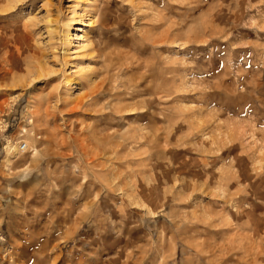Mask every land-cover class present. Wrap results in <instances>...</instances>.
Instances as JSON below:
<instances>
[{
  "label": "rangeland",
  "instance_id": "374dc122",
  "mask_svg": "<svg viewBox=\"0 0 264 264\" xmlns=\"http://www.w3.org/2000/svg\"><path fill=\"white\" fill-rule=\"evenodd\" d=\"M0 264H264V0H0Z\"/></svg>",
  "mask_w": 264,
  "mask_h": 264
},
{
  "label": "built area",
  "instance_id": "2783aa9c",
  "mask_svg": "<svg viewBox=\"0 0 264 264\" xmlns=\"http://www.w3.org/2000/svg\"><path fill=\"white\" fill-rule=\"evenodd\" d=\"M25 148H26L25 144H21V145L19 146V150H20V151H24ZM1 240H3V238H1ZM2 242H3V241H2Z\"/></svg>",
  "mask_w": 264,
  "mask_h": 264
},
{
  "label": "bare ground",
  "instance_id": "6f19581e",
  "mask_svg": "<svg viewBox=\"0 0 264 264\" xmlns=\"http://www.w3.org/2000/svg\"><path fill=\"white\" fill-rule=\"evenodd\" d=\"M33 151L34 152H33V155L32 156H35L37 151L35 149H33Z\"/></svg>",
  "mask_w": 264,
  "mask_h": 264
}]
</instances>
